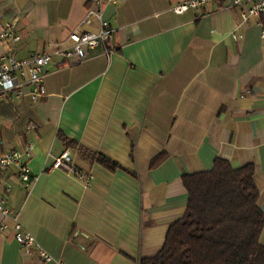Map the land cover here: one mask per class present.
<instances>
[{
  "label": "crops",
  "instance_id": "crops-1",
  "mask_svg": "<svg viewBox=\"0 0 264 264\" xmlns=\"http://www.w3.org/2000/svg\"><path fill=\"white\" fill-rule=\"evenodd\" d=\"M186 0H116L103 9L115 30L108 56L78 64L53 57L46 97L0 101V153L24 151L31 181L0 176L9 217L0 216V264H138L162 249L188 203L184 175L215 160L253 168L264 215V40L242 7L209 5L176 15ZM89 0H0V54L26 59L68 35ZM14 21L19 40L1 37ZM91 20L84 31H95ZM34 127L31 128L30 127ZM68 152L72 169L51 170ZM50 156V157H49ZM116 165L111 171L98 159ZM77 174L90 175L85 186ZM6 187L9 192L4 193ZM49 254L15 242L11 218ZM264 247V227L259 239Z\"/></svg>",
  "mask_w": 264,
  "mask_h": 264
},
{
  "label": "trees",
  "instance_id": "trees-1",
  "mask_svg": "<svg viewBox=\"0 0 264 264\" xmlns=\"http://www.w3.org/2000/svg\"><path fill=\"white\" fill-rule=\"evenodd\" d=\"M182 183L188 195L184 216L169 228L161 251L138 264H264V215L251 166L234 170L217 159L210 171L184 175Z\"/></svg>",
  "mask_w": 264,
  "mask_h": 264
},
{
  "label": "built area",
  "instance_id": "built-area-1",
  "mask_svg": "<svg viewBox=\"0 0 264 264\" xmlns=\"http://www.w3.org/2000/svg\"><path fill=\"white\" fill-rule=\"evenodd\" d=\"M91 8L81 23L69 33L67 41L68 47L61 44L50 45L52 52L43 50L29 55L26 59H17L13 52L0 54V101L14 98L22 101L27 98L35 104L46 97L44 79L47 76V68L53 65V57L65 60L69 64H78L86 61L98 50L103 56L112 53L109 45L113 39L115 30L103 19V9L107 5L116 4V0H89ZM226 8L242 7L245 11L241 14V21L246 22L250 17L258 18L261 21L260 38L264 40V0H186L171 8L176 15H182L188 10H198L209 5H221ZM91 20L96 22L95 31L87 32L83 30ZM1 37L5 41L17 42L19 36L15 32L14 21L8 22ZM34 128L33 126L30 127ZM1 145V144H0ZM32 146L28 145L24 151L7 150L0 153V176L10 169H15L16 174L23 186H27L31 181L30 170L27 167L24 157L30 156ZM50 157V156H49ZM51 170L64 169L71 171L72 159L68 152L62 153L59 157L52 158ZM76 178L85 186L91 180L90 175L77 174ZM0 178V188H1ZM9 192L6 187L4 193ZM10 215L7 208L6 198L0 194V216L8 218ZM13 238L20 249L26 255H37L43 262L51 261L49 254L39 245L36 239L27 232L16 216L11 218ZM5 230V226H0V232Z\"/></svg>",
  "mask_w": 264,
  "mask_h": 264
}]
</instances>
